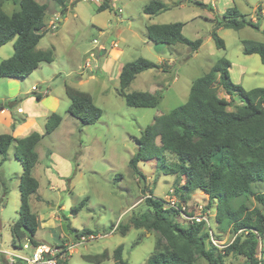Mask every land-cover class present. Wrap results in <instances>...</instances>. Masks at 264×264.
<instances>
[{"label": "rangeland", "instance_id": "374dc122", "mask_svg": "<svg viewBox=\"0 0 264 264\" xmlns=\"http://www.w3.org/2000/svg\"><path fill=\"white\" fill-rule=\"evenodd\" d=\"M149 1L111 0V8L99 12L96 8L100 0L68 3L66 14L61 17L66 19L60 21L53 32H46L38 43L42 50L54 49L53 61L39 64L25 80L20 81L22 90H29L35 81L42 82L68 105L64 85H70L88 92L94 104L102 110L95 123L82 125L67 113L68 106L61 102L56 111L61 116L59 125L39 141L36 147L38 163L33 169L39 197L32 195L29 199L39 222L36 242L53 248L69 244L81 234H92L97 237L76 246L66 264H93L84 256L103 250L108 253L106 264H113V250L120 244L122 258L128 264H144L155 246L161 248L165 241L156 231L134 228L132 219L147 210L146 196L162 198L168 194V189H173L178 206L185 205L184 214L194 216L200 211L206 214L209 222L204 223V229L209 237L205 247L213 248L224 264H246L243 255L224 252L235 234L229 228L224 232L218 228L215 204L209 205L207 195L195 190L183 201L182 197L187 195L182 189L183 175L165 174L160 160L155 158L140 162L141 173L134 174L128 161L137 151L136 139L145 126L153 121L154 116L168 113L183 103L192 80L208 71L217 59L224 57L232 63L229 69L231 81L245 90L264 86V64L258 54H244L242 44V40L264 44V16L258 17L259 29L250 26L237 30L221 26L216 29V23L229 7H235L246 18L250 15L257 17V14L245 0H235L238 5L224 0H218L215 5H211V0H160L166 9L157 16H149L143 12ZM196 1L206 3V6L197 5ZM3 9L10 12L9 3L5 2ZM171 22L183 23L182 34L188 39L202 40L197 51H191L182 43L154 44L147 39V25ZM214 28L223 40L224 48L216 47L211 36ZM100 45L106 50L110 68L105 56L99 52ZM11 48L13 50V44ZM90 53H93L92 57ZM137 57L161 66L142 71L125 90L150 92L161 89L162 98L155 107L127 106L118 94L119 65ZM87 62L93 68V76L83 77L82 67ZM6 82L7 79L0 78V102L8 91ZM216 89L220 96L229 100V110L239 103L238 98L228 97L220 87ZM45 122L44 118L38 119L37 132L40 134H44ZM9 132L0 125V133ZM13 150L14 144H11L6 159L2 160L0 156V264H4V259L8 261L2 252L30 253L29 249H21L27 238L18 243L12 240L10 233V224L17 217L19 207L18 176L22 172ZM176 161L175 156L164 153L163 163L171 165ZM252 189L253 195L246 201L247 208H258L264 213V205L254 197V194L264 193V185L256 182ZM82 200L84 203L80 205ZM50 213L59 221L49 218L51 222L48 224ZM174 219L181 225L190 222L179 213ZM73 229L79 230L78 233ZM256 258L259 264H264V236L258 237ZM13 263L27 264L18 258ZM194 264L208 263L196 254Z\"/></svg>", "mask_w": 264, "mask_h": 264}, {"label": "trees", "instance_id": "16d2710c", "mask_svg": "<svg viewBox=\"0 0 264 264\" xmlns=\"http://www.w3.org/2000/svg\"><path fill=\"white\" fill-rule=\"evenodd\" d=\"M5 0H0V46L13 40V53L0 61V77L25 78L41 63L53 61V48L37 49L42 37L47 5L35 0H15L18 9L7 14L2 9ZM60 14L67 11L70 0H52ZM79 0H72L76 3ZM197 5L206 4L196 1ZM111 8L110 0H101L97 11ZM166 9L160 0H150L143 8L147 15H155ZM258 13L260 9L257 10ZM240 29L250 26L259 29L255 22L239 13L235 7L227 8L215 28ZM183 23H151L146 26V37L154 44L174 45L182 43L195 52L200 47V38L190 40L182 34ZM211 36L216 47L224 48L223 40L216 31ZM264 34V29L262 30ZM243 53H256L264 64V44L253 40H242ZM146 58L137 57L124 63L118 76V94L130 107H155L160 102V94L148 91L125 89L140 72L158 68ZM230 61L224 57L217 59L211 67L192 80L187 99L168 113L154 116L136 139L137 151L130 157L128 165L134 174H140L138 164L151 158L160 160L165 174L179 173L185 177L182 189L186 200L195 190L208 197L209 205L215 204V221L224 232L229 228L234 239L224 252H235L246 259V264H259L256 258L258 237L264 236V213L258 208L249 210L246 201L253 195L252 185H264V86L245 90L231 81ZM220 87L228 97H236L239 103L229 110L230 102L217 93ZM69 99L67 113L78 119L82 125L95 123L102 110L97 107L88 92L64 85ZM37 100L41 95L34 94ZM11 101L0 102V107L11 108ZM22 118L13 115L12 127ZM61 116L55 112L48 115L44 134L32 131L24 137L15 138L9 133H0V156L5 160L11 144L13 156L19 161L22 172L19 179V207L17 217L10 224L13 241L21 242L28 238L33 245L38 244L35 234L39 226L35 212L31 210L29 197L36 194L38 181L32 175L38 154L35 146L40 139L52 132L60 123ZM176 157L174 164L163 163L164 153ZM4 193L6 190L4 188ZM255 199L264 205V193L254 194ZM86 199V198H84ZM144 202L148 207L140 216L132 219L134 228H144L147 232L156 231L164 239L163 247H156L147 256L144 264H194L197 254L208 264H224L213 248H206L209 233L204 222L179 224L174 217L178 210L165 207L162 198L148 195ZM84 200L81 201L82 205ZM79 205V206H80ZM77 211V210H76ZM76 232V230H74ZM244 231V233H243ZM88 233V231H86ZM122 245L113 250V264H128L122 258ZM84 258L93 264H106L108 253L88 254ZM67 260V259H66ZM66 260L59 264H66Z\"/></svg>", "mask_w": 264, "mask_h": 264}, {"label": "crops", "instance_id": "0c3cea01", "mask_svg": "<svg viewBox=\"0 0 264 264\" xmlns=\"http://www.w3.org/2000/svg\"><path fill=\"white\" fill-rule=\"evenodd\" d=\"M35 1L40 3V4H46L47 5L46 10H45L44 26L40 30V32L42 33V36H43L48 31L53 32L57 28L58 23L60 21H64L66 19V17H64L63 19L61 18L62 16H64L66 14V12H65V14L61 15L60 14V8L52 0H35ZM224 1L226 3H228V4L232 3L234 5H238V3H236L235 0H224ZM245 1H246V3L249 6L252 7V10L255 11L256 14H257V17L256 16H252V15L249 16V18L252 21L255 22L258 19L259 15H260V17L264 16V0H256L254 2L252 0H245ZM5 2L9 3L10 12H7V11H5L3 9V6L5 5ZM71 2H72V0H70L68 3H71ZM100 2H101V0H100ZM110 2H111V0H110ZM216 2H218V0H211L210 1L211 5H213V4L215 5ZM204 4H206V3H204ZM222 4H224V3H222ZM98 5H97V7H98ZM2 9L7 14H10L11 12H13V11L18 9V5H17L15 0H5L3 2V4H2ZM258 9H260L259 13L257 11ZM101 11H103V10H101ZM160 13H157L155 15H149V16H157ZM243 15H245V14H243ZM54 22H56L55 23V28H51V25ZM12 44H13V40H11V41H9V42H7V43H5V44L0 46V61L5 59V58H8V57H10L12 55V53H13V50L11 48ZM36 48L40 49L38 47V44H37ZM99 49H100L99 52L101 51V54L105 56L106 64L110 68L111 65H109L110 61H109L108 57H106V50L103 49L102 45H100ZM101 49H103V50H101ZM43 50H45V49H43ZM53 58H54V49H53ZM50 63H48V64H50ZM95 63H96V60H95ZM231 64L232 63H230L229 69L231 68ZM122 65L123 64H120L119 65L120 66L119 69H117L118 70V74H117L118 76H119V73H120ZM92 70H93V68L91 69V64H88V62L84 63V66L82 67V76L83 77H85V76H93L92 75V72H93ZM118 76H117V78H118ZM0 78L7 79L6 84L8 85V91H7L6 95H4V98H2V102H7V101H11L12 102L11 103V106H12L11 108H7V107L1 108L0 107V125H2L3 127L7 128L10 131L9 134H11L15 138L24 137V136H26L27 134H29L32 131H37V130L39 131V129H37L38 119L39 118H44L46 120V118L48 117V115L50 113H52V112L56 113V111H57L58 107L60 106L61 102H64V104L66 106H69L67 104V102L62 100V98L60 96L53 94L52 91L50 90V88L47 85H45L44 83H42V82L35 81V83H33L31 85L29 90L28 89L22 90V85L20 84V81L25 80V78H22V79H20V78H7V77H0ZM158 86H160V84H158ZM35 87L36 88L40 87V89L47 88L48 92H47V94L42 96L41 99L37 100L35 98V96H34V94L37 93V92L33 91V88H35ZM150 92L153 93V94H157V93L160 94L161 93V89H157V90L155 89V90L150 91ZM22 95H24V96L22 97ZM160 96H161L160 97V100H161L162 95L160 94ZM13 115H16V116L22 118V121L16 123L14 125V127H12ZM38 144H39V142H38ZM37 145L35 146V151H36ZM37 163H38V160H37ZM36 164H35V166H36ZM35 166H34V168H35ZM138 167H139V165H138ZM32 175H33V170H32ZM34 196H36V198L39 197V195L37 194V191H36V194H34ZM30 197H29V199H30ZM49 218L52 219L51 221H53V220L54 221H59V218L57 216H55V214L50 213V215H49V217L47 219L48 224L51 222V221H49ZM42 220H44V219H42ZM74 230H76V229H73V231ZM78 231L79 230H76L77 233H78ZM39 244H43V243H39ZM2 253H5V258L8 260V261H6L5 259L2 260V262L4 264H5V261L7 262V264H9V263L14 264L13 262H14L15 258L21 259L24 262H26L27 264H31L30 262H28V261H26L24 259V258H26L28 256V254H26V255L25 254H20L19 255V254H15L13 252L9 253L8 251L2 252Z\"/></svg>", "mask_w": 264, "mask_h": 264}, {"label": "built area", "instance_id": "2783aa9c", "mask_svg": "<svg viewBox=\"0 0 264 264\" xmlns=\"http://www.w3.org/2000/svg\"><path fill=\"white\" fill-rule=\"evenodd\" d=\"M55 23H52L51 28H55ZM115 45V43H113ZM90 56H93V53H90ZM96 66V63H94ZM33 91L37 92L41 96L47 94L48 89L40 87L33 88ZM164 201L165 207H173L178 210L179 215L190 222H204L208 223V219L206 218V214L203 211L200 213L195 214L194 216H189L183 213L185 209V205L181 204L178 206L177 201L175 200V196L173 193V189H168V194L162 197ZM200 208V206H199ZM95 235H79L77 239L69 244H63L62 246H55L49 247L44 244H36L33 245L30 240L27 238L26 241L22 244V249L30 251L28 256L24 258L26 261L30 262L31 264H59L60 261L68 259V256L73 252V249L76 246L84 244L92 239H94Z\"/></svg>", "mask_w": 264, "mask_h": 264}, {"label": "water", "instance_id": "95a60500", "mask_svg": "<svg viewBox=\"0 0 264 264\" xmlns=\"http://www.w3.org/2000/svg\"><path fill=\"white\" fill-rule=\"evenodd\" d=\"M0 229H1V222H0Z\"/></svg>", "mask_w": 264, "mask_h": 264}]
</instances>
